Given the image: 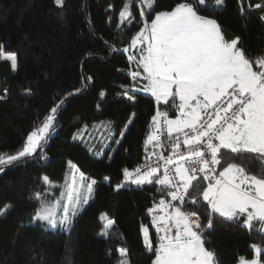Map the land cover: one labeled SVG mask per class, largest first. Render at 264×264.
<instances>
[{
  "label": "trees",
  "instance_id": "obj_1",
  "mask_svg": "<svg viewBox=\"0 0 264 264\" xmlns=\"http://www.w3.org/2000/svg\"><path fill=\"white\" fill-rule=\"evenodd\" d=\"M178 2L155 0V11L143 19L150 22L156 12L170 11ZM256 2L223 0L217 9L214 0H208V9L200 12L217 20L227 40L239 37L238 47L253 60L264 56V7L256 8ZM123 3L63 0L57 6L54 0H0V45L17 54L15 71L10 62L0 60V153L14 154L28 132L64 101L56 114L55 133L42 142L43 147L0 172V208L9 206L0 214V264H120L119 248L127 250L129 264H152L154 252L144 247L140 229L141 224L149 226L156 242L147 209L161 199L160 186L126 183L116 189V185L124 182V168L133 170L146 159L145 140L157 109L169 115L176 112L148 95L129 91L134 102L123 95L121 85L131 84V64L123 49L142 25L139 7H135L134 23L117 27ZM98 125L105 127L103 136L93 135L89 140ZM42 155L47 158L40 159ZM69 161L96 183L89 202L65 232L59 226L53 229L46 222H34L32 217L39 207L35 194L53 202ZM233 162L242 163L249 173L262 171L260 162L248 156L230 159L226 155L217 167L222 170ZM201 184L206 186L202 180ZM164 198L170 199L166 194ZM184 211L197 212L203 224L208 223L204 207L189 203ZM101 214L115 221L108 237L101 234L106 222ZM259 227L256 224L249 230L217 216L212 229L204 232L205 247L215 253L218 264H237L240 256L252 259L253 244L264 248ZM260 260L264 261V252Z\"/></svg>",
  "mask_w": 264,
  "mask_h": 264
},
{
  "label": "snow or ice",
  "instance_id": "obj_2",
  "mask_svg": "<svg viewBox=\"0 0 264 264\" xmlns=\"http://www.w3.org/2000/svg\"><path fill=\"white\" fill-rule=\"evenodd\" d=\"M54 3L62 6L63 0H54ZM222 4L223 0H214L215 8ZM135 7H139L143 26L131 38V47L139 50V57H128L137 65L130 76L133 81L140 78L146 83L139 89L133 85L132 91L150 93L158 105L169 106L176 116L169 118L167 111L158 108L145 145L162 149L164 144L157 133L166 129L171 151L167 155L153 151L146 157V161H150L155 156V166L146 163L133 170L124 168V182L117 184L116 189L126 183L160 186L157 192L161 199L147 209L156 242L153 243L149 226L141 224L140 229L144 247L154 252L152 264H218L215 253L205 247L203 238L217 216L249 230L259 223L257 230L264 233V56L250 59L238 47L239 37L227 40L217 20L201 15V11L208 9V0H180L170 11L156 12L150 22L143 18L155 11V0H124L118 14V28L125 22L134 23L132 9ZM112 51L120 50L113 48ZM123 51L127 52L128 48ZM0 60L10 62L11 68L16 70L17 54L5 51L3 45H0ZM87 79L91 81L92 77ZM121 87L123 95L134 102L129 86ZM25 91L30 93V90ZM104 96L101 91L100 97ZM63 103L61 100L49 110L40 126L28 132L14 154L0 153V172L5 166L32 157L43 147L42 142L55 131L56 114ZM120 135L122 137L124 132ZM77 138L82 137L74 136ZM226 155L230 159L248 156L260 162L262 171L249 173L242 163L234 162L220 170L217 166L222 165ZM46 158V155L40 156V159ZM69 165L74 171L67 199L62 192L60 199L46 202L36 193L34 198L39 207L32 217L34 222H46L53 229L59 226L65 232L71 228L82 205L89 202L96 183L95 180L85 183L86 177L81 172V183L77 186L75 172L78 169L71 161ZM161 168L163 175H158ZM42 180L50 183L47 176ZM193 191L197 195H192ZM165 194L170 199H165ZM189 203L207 210L206 225L197 212L184 211ZM7 207L0 208V214ZM101 218L106 220L101 234L108 237L115 221L105 214H101ZM251 247L256 255L251 260L240 256L237 264H261V248L255 244ZM117 251L120 264H128L127 250L119 248Z\"/></svg>",
  "mask_w": 264,
  "mask_h": 264
},
{
  "label": "rangeland",
  "instance_id": "obj_3",
  "mask_svg": "<svg viewBox=\"0 0 264 264\" xmlns=\"http://www.w3.org/2000/svg\"><path fill=\"white\" fill-rule=\"evenodd\" d=\"M260 1L261 0H257V2H256V5L257 4H260ZM222 6V5H221ZM143 26V24L142 25H140V27H142ZM140 29V28H139ZM139 29H138V31H139ZM137 31V32H138ZM136 32V33H137ZM135 33V34H136ZM134 34V35H135ZM128 48V51L127 52H125L126 53V55H127V57H129L130 55L131 56H136L137 58L139 57V50L138 49H134V48H132L131 47V43H130V45L127 47ZM129 60V59H128ZM130 62V61H129ZM130 64H131V69L128 71V73H129V75H130V72L131 71H135V70H137V65H136V62L135 61H132V62H130ZM141 72H142V69H139ZM12 71H15V70H13L12 69ZM130 78H131V84H130V86H129V91L130 92H133L132 91V86L134 85L135 86V88L136 89H139V88H141V87H143V85H144V83H146V81H144V80H142V79H140V78H138L136 81H133L132 80V77L130 76ZM134 92H137V93H141V94H144V95H148V96H151L150 95V93H147V92H142V91H134ZM155 100V99H154ZM156 102V101H155ZM161 104H163V103H161ZM158 110V109H157ZM157 112V111H156ZM175 116H176V113L174 114V115H169V118H175ZM95 130H93V131H91L90 133H89V137H88V139L89 140H91V138H93V135L95 136L94 138H101L102 136H103V131L105 130V127H103V125H98L97 127H95L94 128ZM55 133V131H53V132H51L49 135H53ZM48 135V136H49ZM73 164V163H72ZM74 165V164H73ZM76 166V165H75ZM76 169H78L77 167H76ZM73 169L71 168V166L69 165V163H68V170H67V173H66V175H65V177H64V181H63V183L61 184V185H59V190H58V195L56 196V198L55 199H53V201H55V200H57V199H60L61 198V194H62V192L64 193V199L66 200L67 199V192L69 191V186L71 185V183H72V178H73ZM80 171L78 170V171H76L75 172V176H76V184H77V186L81 183V181H80ZM159 175H163V173H159ZM87 182H90V180H88L87 178H86V180H85V183H87ZM52 193H53V190L51 191ZM82 207H83V205H82ZM81 207V208H82ZM261 248V247H260ZM254 250V249H253ZM261 252H264V248H261ZM254 253H255V251H254ZM261 254V253H260ZM255 255H256V253H255ZM249 260H251V259H249ZM129 264V263H128ZM261 264H264V262H262L261 261Z\"/></svg>",
  "mask_w": 264,
  "mask_h": 264
},
{
  "label": "built area",
  "instance_id": "obj_4",
  "mask_svg": "<svg viewBox=\"0 0 264 264\" xmlns=\"http://www.w3.org/2000/svg\"><path fill=\"white\" fill-rule=\"evenodd\" d=\"M152 130H153V126H152ZM157 136H158V139L164 144V147L162 149H155L152 144L146 145V150L148 152L147 157L150 156V154L153 151H156L158 154L160 152H163L164 155H167L171 151V146H170V144L168 142V139H167L166 129H165V131L163 133H157ZM156 162H157L156 161V157L153 156V157H151L150 161H146V159H145L143 161L142 165H140L139 167H143L146 163H152L155 166ZM160 163H162V162H160ZM160 172L163 173V169L162 168H161Z\"/></svg>",
  "mask_w": 264,
  "mask_h": 264
},
{
  "label": "crops",
  "instance_id": "obj_5",
  "mask_svg": "<svg viewBox=\"0 0 264 264\" xmlns=\"http://www.w3.org/2000/svg\"><path fill=\"white\" fill-rule=\"evenodd\" d=\"M157 103V102H156ZM256 224H259V223H255L254 225H256ZM262 262H264V261H262Z\"/></svg>",
  "mask_w": 264,
  "mask_h": 264
}]
</instances>
